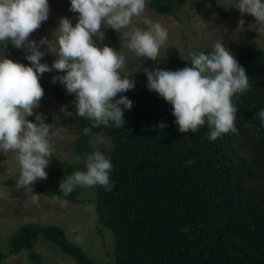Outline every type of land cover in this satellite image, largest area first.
Here are the masks:
<instances>
[{
  "label": "trees",
  "instance_id": "obj_1",
  "mask_svg": "<svg viewBox=\"0 0 264 264\" xmlns=\"http://www.w3.org/2000/svg\"><path fill=\"white\" fill-rule=\"evenodd\" d=\"M148 6L161 14L183 9L180 0H151ZM236 60L249 84L233 97L238 131L215 141L207 138V125L197 133L179 132L171 105L148 89L127 97L134 108L125 112L123 128L92 127L76 116L79 154L93 151L89 141L104 128L114 143L106 155L113 164L115 189L98 188L95 204L100 223L115 236V264H264V125L254 119L264 109V48L242 47ZM52 94L70 103L60 87H53ZM161 123L165 127L160 129ZM85 127H91L90 134H83ZM187 160L194 163L186 166ZM46 171L53 190L37 183L32 190L85 202L75 199V189L66 197L59 191L61 180L74 173L72 168L51 159ZM17 175L4 184L16 187ZM40 237L77 264H96L63 228L33 223L12 235L9 253L0 250V264L31 250Z\"/></svg>",
  "mask_w": 264,
  "mask_h": 264
},
{
  "label": "clouds",
  "instance_id": "obj_2",
  "mask_svg": "<svg viewBox=\"0 0 264 264\" xmlns=\"http://www.w3.org/2000/svg\"><path fill=\"white\" fill-rule=\"evenodd\" d=\"M147 2L70 0L69 11L79 14L77 22L73 25L69 18H60L55 31L57 59L50 67L40 62L45 53L39 50L43 45L49 50L48 39L42 37L39 43L29 39L48 20L49 0H0V46L11 43L17 49L25 48L29 53L25 59L30 62V66L14 62L0 47V154H14L19 169L17 189L31 193L38 180L47 178L49 157L54 151L49 140L54 125L45 122L43 113H34L44 96L39 82L44 73L54 69L64 73L54 76L52 82L58 81L68 94H75L76 116L90 121L92 127H125V112H132L134 105L128 99L117 98L134 92L136 83L121 79L125 60L113 48L100 46L105 35L101 28L123 34L122 48L136 57L158 61L169 33L161 24L146 18ZM234 8L264 23V0H235ZM134 21L147 30L125 31ZM189 56L191 67L145 70L148 90L171 105L181 133H197L207 125V138L215 141L223 134L237 132L238 108L233 97L249 87L245 69L222 39L213 44L210 52L192 51ZM53 119L58 121V117ZM254 119L264 125V109L255 113ZM159 127L165 125L161 123ZM82 131L88 135L91 127ZM192 163L194 160L185 161L186 166ZM113 171L109 156L99 150L85 153L83 170L64 177L59 191L65 197L76 187L112 192Z\"/></svg>",
  "mask_w": 264,
  "mask_h": 264
},
{
  "label": "rangeland",
  "instance_id": "obj_3",
  "mask_svg": "<svg viewBox=\"0 0 264 264\" xmlns=\"http://www.w3.org/2000/svg\"><path fill=\"white\" fill-rule=\"evenodd\" d=\"M149 1L151 0L147 2L146 18L151 19L153 23L161 24L169 33L167 42L160 50L158 61H143L136 57L127 48H122L123 34L110 33L112 29L101 28L105 35L100 46L107 45L113 48L125 60L121 79H130L136 83L134 92L117 99H127L133 93L148 89L145 70L160 67L175 71L190 67V52H210L213 44L220 39L235 58L242 47L252 50L264 48V23L257 22L255 17L242 14L234 8L235 0H180L183 9L175 14L158 13L148 6ZM49 7L48 20L30 34L29 39L37 43L42 37L48 39L50 51L47 45L40 46L39 50L45 53L40 62L51 67L53 61L57 59L54 53L57 47L55 31L60 18L67 17L75 25L79 14L69 11L70 0H51ZM135 29L147 30L142 23L134 21L125 31ZM4 54L14 62L30 66V62L25 59L29 54L25 48L17 49L8 43L4 47ZM63 74L54 69L40 77L39 82L44 89V96L41 98L40 107L35 109L34 113H43L45 121L50 119V124L54 125L49 136L54 151L49 159H58L75 172L84 168V155L75 149L78 143L76 112L70 108V105L75 107V94H68L58 81L52 82L54 76ZM55 86L68 94L69 104L61 103L53 96L52 89ZM54 116L58 117V121L53 119ZM89 144L93 151L99 150L105 155L114 147L111 133L105 128L95 133ZM18 171L13 153L0 154V250L9 253L12 235L25 224L57 225L63 228L66 237L81 246L96 264L116 263L115 236L107 226L100 223L96 212L98 188L76 187L75 194L73 193L75 199L85 202L64 203L65 199L58 195H46L38 190L26 194L23 189L6 186L4 182L16 176ZM36 183L45 191L53 190L48 175L46 179L38 180ZM33 253L36 259L32 258ZM2 264H77V262L64 254L53 242L40 237L31 250L12 254Z\"/></svg>",
  "mask_w": 264,
  "mask_h": 264
}]
</instances>
